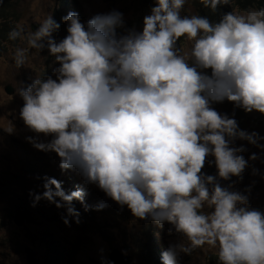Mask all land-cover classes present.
Returning <instances> with one entry per match:
<instances>
[{"label":"clouds","instance_id":"1","mask_svg":"<svg viewBox=\"0 0 264 264\" xmlns=\"http://www.w3.org/2000/svg\"><path fill=\"white\" fill-rule=\"evenodd\" d=\"M185 3L154 0L142 31L123 35L116 33L123 22L116 10L86 23L68 13L62 18L67 35L59 42L52 38L59 25L51 15L35 31L17 24L7 34L25 44L11 56L17 69L30 50L38 54L45 46L59 64L55 79L37 77L17 88L19 116L31 132L52 137L27 140L55 153L62 171L74 170L134 218L161 228L167 223L170 233L183 237L169 245L162 264H177L181 254L205 246L216 250L218 264H264V213L249 207L250 189L220 184L241 178L247 166L240 155L245 149L232 147L234 141L256 145L264 138L240 130L234 118L212 107L227 100L246 113L264 114V7L228 12L210 23L181 16ZM198 3L212 13L231 6V0ZM181 38L187 51L177 48ZM208 157L215 177L201 171ZM43 179V192L30 193L34 202L64 208L66 226L69 217L78 222L72 202L83 203L84 190L66 194L56 179Z\"/></svg>","mask_w":264,"mask_h":264},{"label":"rangeland","instance_id":"2","mask_svg":"<svg viewBox=\"0 0 264 264\" xmlns=\"http://www.w3.org/2000/svg\"><path fill=\"white\" fill-rule=\"evenodd\" d=\"M196 3L197 0H186L181 16H201ZM153 6L154 0H0V264H28L29 252L39 264H102V261L112 264L109 256L114 249L132 256L136 264H148L147 256L152 264H162V254L169 245L183 240L174 230L169 232L171 225L167 223L161 228L149 219L134 218L126 206L116 204L95 185H85L74 170L62 171L55 153L39 151L28 142V137L44 143L52 137L38 136L24 125L19 116L23 100L17 88H26L37 77L55 79L53 71L59 64L45 46L38 54L30 50L25 65L17 69L11 56L16 47L25 44L7 38L17 24L26 32L35 31L38 22L51 15L59 25L52 38L59 42L67 35L62 18L68 13H77L81 23H86L93 15L112 10L119 11L123 17L122 25L116 28L117 35L131 29L139 32L143 18L150 14ZM259 7H264V0H231L225 13L243 14ZM189 47L183 38L177 42V48L182 51ZM9 87L13 89L12 95L6 92ZM214 110L234 118L240 130L249 134L255 132L264 138V114L246 113L227 100ZM231 146H243L245 151L240 155L247 166L241 178L235 177L230 190L245 192L250 189L245 193L249 196V207L264 213V139H259L256 145L237 139ZM252 154L257 156L255 161L249 160ZM213 159L206 158L201 171L215 177V165L208 163ZM44 177L56 179L66 194L84 190L83 203L72 202L79 213L78 222L69 217L66 226L62 219L67 216L64 208L57 209L45 200L34 202L30 193L43 192ZM99 203H104L105 207L94 210ZM20 210L29 212L33 218L31 224L15 225L14 214ZM177 264H218L216 250L205 246L191 255L181 254Z\"/></svg>","mask_w":264,"mask_h":264},{"label":"water","instance_id":"3","mask_svg":"<svg viewBox=\"0 0 264 264\" xmlns=\"http://www.w3.org/2000/svg\"><path fill=\"white\" fill-rule=\"evenodd\" d=\"M6 92L8 95H12L13 89L9 87L7 88ZM234 181H235V177H231L228 181H220V184L222 187H229V185H231L232 187ZM13 221L15 225H17V227H23L25 224H31L33 222V218L29 214L28 211L20 210L14 214ZM109 259L112 262V264H135V260L133 259L132 256L124 255L118 249H114L111 252ZM27 263L28 264H39L38 260L35 258L34 254H32L31 252L27 254Z\"/></svg>","mask_w":264,"mask_h":264},{"label":"trees","instance_id":"4","mask_svg":"<svg viewBox=\"0 0 264 264\" xmlns=\"http://www.w3.org/2000/svg\"><path fill=\"white\" fill-rule=\"evenodd\" d=\"M194 2H196V0H194ZM197 6L199 7L200 11H201V16L202 17H206L209 19L210 23L211 22H218L219 19L221 18V16L227 12V5L224 6H220L217 10L216 13H212L210 10L203 8L197 0ZM220 103H214L212 104V107L215 109L217 107V105H219ZM154 232H156L155 229H152ZM148 264H152V259L150 258V256H147L146 258Z\"/></svg>","mask_w":264,"mask_h":264}]
</instances>
